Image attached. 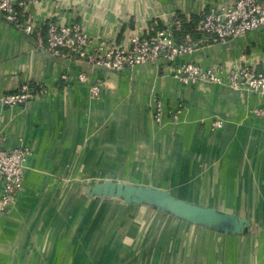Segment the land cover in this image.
Here are the masks:
<instances>
[{"label":"crops","instance_id":"obj_1","mask_svg":"<svg viewBox=\"0 0 264 264\" xmlns=\"http://www.w3.org/2000/svg\"><path fill=\"white\" fill-rule=\"evenodd\" d=\"M27 1L19 26L0 16V97L23 83L41 85L44 94L0 116L6 145L22 140L32 149L15 211L0 217V264H264V116L254 114L264 96L205 82L186 86L163 66L93 70L44 49L49 21L77 23L94 43L126 45L173 15L198 17L208 5L235 0ZM30 23L34 32L26 34ZM188 60L218 67L223 77L242 66L264 72V29L179 59ZM78 73L105 84L99 99H89ZM216 120L222 126L212 130ZM105 180L161 188L256 228L230 236L76 193Z\"/></svg>","mask_w":264,"mask_h":264},{"label":"built area","instance_id":"obj_2","mask_svg":"<svg viewBox=\"0 0 264 264\" xmlns=\"http://www.w3.org/2000/svg\"><path fill=\"white\" fill-rule=\"evenodd\" d=\"M30 3L27 0H0V16L6 22L19 26L24 17L23 11ZM198 17L199 37L196 39L188 33L178 38L188 19L184 18V21L176 14L162 28H149L144 35L131 37L126 45L114 41L94 43L77 23L61 25L49 21L43 28L44 49L53 59L82 63L93 70L121 73L145 64L163 66L186 86L205 82L264 96V72L253 65L239 67L223 77L218 67L203 69L193 60L179 61L191 57L199 47L223 44L264 29V0H235L231 4L208 5ZM24 30L26 34L34 32L31 23ZM60 80L68 84L70 75L64 72ZM76 80L88 85L89 99L93 101L99 99L105 89L104 83L93 82L85 73H78ZM43 94L41 85L20 84L14 92L0 97V116L2 109L25 105ZM254 114L256 117L264 116V109L255 110ZM179 115V110L169 112L174 122ZM162 117V104L157 103L153 118L160 122ZM221 126V121L216 120L211 124V129L217 130ZM31 156L32 149L22 140L9 147L0 136V217L15 211L24 190L26 162Z\"/></svg>","mask_w":264,"mask_h":264},{"label":"water","instance_id":"obj_3","mask_svg":"<svg viewBox=\"0 0 264 264\" xmlns=\"http://www.w3.org/2000/svg\"><path fill=\"white\" fill-rule=\"evenodd\" d=\"M76 193L87 199L113 200L126 205L145 207L188 224L230 236H241L256 228L246 218L179 199L166 190L148 185L105 180L83 185Z\"/></svg>","mask_w":264,"mask_h":264},{"label":"trees","instance_id":"obj_4","mask_svg":"<svg viewBox=\"0 0 264 264\" xmlns=\"http://www.w3.org/2000/svg\"><path fill=\"white\" fill-rule=\"evenodd\" d=\"M181 18L185 21L183 17ZM199 20H200L199 17L193 16L190 17L187 22L185 21L183 25V31L177 35L178 38H181L186 33L190 34L193 37V39L199 37V32L197 30Z\"/></svg>","mask_w":264,"mask_h":264},{"label":"rangeland","instance_id":"obj_5","mask_svg":"<svg viewBox=\"0 0 264 264\" xmlns=\"http://www.w3.org/2000/svg\"><path fill=\"white\" fill-rule=\"evenodd\" d=\"M43 242H44V241H43ZM260 242H261V241H260ZM23 251H24V249H23ZM34 251L37 252L35 249H34ZM19 258H20V259H19V263H21V261H22V260H21V257H19Z\"/></svg>","mask_w":264,"mask_h":264}]
</instances>
